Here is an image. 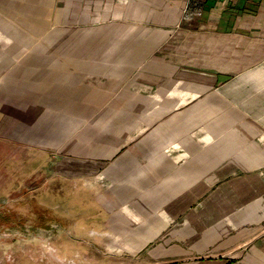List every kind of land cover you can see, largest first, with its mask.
Segmentation results:
<instances>
[{
	"label": "crops",
	"instance_id": "obj_1",
	"mask_svg": "<svg viewBox=\"0 0 264 264\" xmlns=\"http://www.w3.org/2000/svg\"><path fill=\"white\" fill-rule=\"evenodd\" d=\"M70 3L0 0V14L26 15L30 29L41 31ZM121 15L131 18L133 9ZM158 15L153 13L154 25L116 22L124 45L133 50L112 61L104 58L102 78L119 72L114 63H148V69L140 66L136 71L149 72L155 90L147 109L157 119L148 132L126 140L131 145L119 147L113 156L114 173L133 174V184L123 181L110 188L116 199L102 204L103 213L108 212L88 213L91 220L84 228L76 225L75 238L109 240L104 243L106 252L86 248L94 256L90 264H238L237 255L264 257V107L255 117L249 106L222 103L223 93L234 95L243 83L264 93V2L247 14L248 26L210 29V34L204 29L197 35L187 29L175 34V28L164 24L174 18ZM164 45L166 54H158ZM79 62L85 64L84 72L78 70ZM57 63L52 83L61 82L62 75L94 78L95 61L69 57ZM35 75L31 70L21 77L6 73L0 87L7 92L17 86L12 80L22 79L23 92L41 95L51 83L40 71ZM112 85L95 86L91 81L83 110L115 108L113 100L120 92ZM223 126L229 127L228 133H223ZM142 160L149 162L151 174L160 175L146 189L134 173ZM242 161L249 174L228 179ZM181 214L184 218L177 221L174 216ZM111 255H117V261ZM120 255L131 258L122 261Z\"/></svg>",
	"mask_w": 264,
	"mask_h": 264
},
{
	"label": "rangeland",
	"instance_id": "obj_2",
	"mask_svg": "<svg viewBox=\"0 0 264 264\" xmlns=\"http://www.w3.org/2000/svg\"><path fill=\"white\" fill-rule=\"evenodd\" d=\"M263 2L71 0L67 10L41 31L30 29L26 15L0 14V81L6 73L21 77L23 71L31 70L32 75L40 71L51 83L41 95L23 92L22 79L12 80L17 86L7 92L0 87V264H90L94 256L86 248L106 252L104 243L109 240L103 242L91 236L76 239L75 227L87 225L91 220L87 219L88 213L96 216L108 212L103 213L102 204L116 199L110 189L116 183L133 184V174L114 173L112 166L117 160L113 156L119 147L129 146L126 140L148 132L157 119L155 112L147 109L155 90L149 72L136 71L140 66L148 69V63H114L119 72L110 79L102 78L104 58L112 61L133 50L124 45L123 34L118 35L115 29L116 22L154 25L151 18L158 11L159 18H174L164 24L175 28V34L183 29L196 35L204 29L210 34V29L248 26L247 14L259 10ZM128 7L133 9V16L124 18L121 13ZM166 49L161 46L157 53L164 55ZM69 57L95 61L94 78L62 75L61 82L52 83L54 66ZM78 66L80 72L86 69L84 63ZM91 81L95 86L113 83L115 91L119 89L120 94L113 100L115 108L83 110ZM262 92L261 88L248 89L243 83L234 95L223 93L222 103L249 106L257 117L264 107ZM221 129L229 132L228 126ZM242 162L228 179L249 174ZM134 171L144 189L160 178L155 172L151 174L147 160H142ZM184 215L174 217L179 221ZM116 257L111 255L115 261ZM118 257L122 261L131 258ZM235 258L238 264L264 263L261 255Z\"/></svg>",
	"mask_w": 264,
	"mask_h": 264
}]
</instances>
